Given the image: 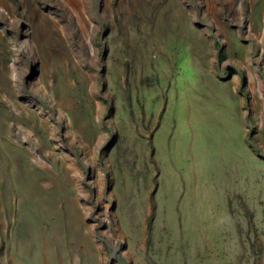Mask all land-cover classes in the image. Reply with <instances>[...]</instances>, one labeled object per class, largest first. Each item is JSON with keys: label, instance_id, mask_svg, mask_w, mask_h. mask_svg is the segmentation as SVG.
<instances>
[{"label": "rangeland", "instance_id": "1", "mask_svg": "<svg viewBox=\"0 0 264 264\" xmlns=\"http://www.w3.org/2000/svg\"><path fill=\"white\" fill-rule=\"evenodd\" d=\"M247 67L264 0H0V264H264Z\"/></svg>", "mask_w": 264, "mask_h": 264}, {"label": "bare ground", "instance_id": "2", "mask_svg": "<svg viewBox=\"0 0 264 264\" xmlns=\"http://www.w3.org/2000/svg\"><path fill=\"white\" fill-rule=\"evenodd\" d=\"M73 11L75 13H79L80 11L73 9ZM85 20V18H84ZM84 20H79V27L80 29L84 32L85 31V22ZM86 34V33H85ZM14 70H16V67L13 68ZM251 68L247 67V70H248V86L250 87L251 91H252V95H253V107L255 106V96H256V90L258 89L260 95L262 98H264V93H263V89H262V79H260L259 77H256L250 70ZM262 104H264V102H262ZM34 159L37 160L38 162H41L42 160L40 159V157L34 155Z\"/></svg>", "mask_w": 264, "mask_h": 264}]
</instances>
